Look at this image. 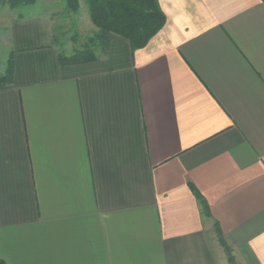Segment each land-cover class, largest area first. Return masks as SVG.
<instances>
[{
	"label": "crops",
	"instance_id": "1",
	"mask_svg": "<svg viewBox=\"0 0 264 264\" xmlns=\"http://www.w3.org/2000/svg\"><path fill=\"white\" fill-rule=\"evenodd\" d=\"M159 5L145 46L67 62L48 17L8 16L7 264H264V0Z\"/></svg>",
	"mask_w": 264,
	"mask_h": 264
},
{
	"label": "trees",
	"instance_id": "2",
	"mask_svg": "<svg viewBox=\"0 0 264 264\" xmlns=\"http://www.w3.org/2000/svg\"><path fill=\"white\" fill-rule=\"evenodd\" d=\"M35 0H0V5L20 7L34 3ZM68 6L76 11L78 0H67ZM92 23L99 29L88 42L99 41V47L106 49V40L110 33H117L130 40L133 48L145 46L149 40L163 27L165 16L160 8L159 0H86ZM84 59H93L96 53L84 45ZM61 56V62H67ZM13 61L0 73V84L11 80ZM220 241L226 244L220 228H217ZM0 264H7L0 259Z\"/></svg>",
	"mask_w": 264,
	"mask_h": 264
},
{
	"label": "rangeland",
	"instance_id": "3",
	"mask_svg": "<svg viewBox=\"0 0 264 264\" xmlns=\"http://www.w3.org/2000/svg\"><path fill=\"white\" fill-rule=\"evenodd\" d=\"M19 14L48 17L51 21L50 33L53 44L59 49L65 60L83 59L86 55L84 51L86 43L95 53L99 50V41L94 44L88 42L89 38L93 37L99 29L90 19L86 0H78L76 11L68 6L67 0H35L32 4L20 7L0 5V73L10 64L11 59L7 18ZM219 242H221L220 239ZM221 245L225 249L230 263H234V256L229 246L222 242Z\"/></svg>",
	"mask_w": 264,
	"mask_h": 264
}]
</instances>
